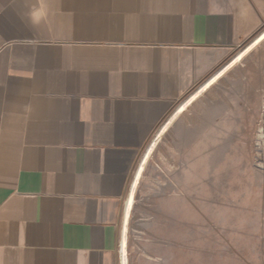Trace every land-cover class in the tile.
I'll return each mask as SVG.
<instances>
[{
	"label": "crops",
	"instance_id": "0c3cea01",
	"mask_svg": "<svg viewBox=\"0 0 264 264\" xmlns=\"http://www.w3.org/2000/svg\"><path fill=\"white\" fill-rule=\"evenodd\" d=\"M263 22L264 0H0V264H130L146 141Z\"/></svg>",
	"mask_w": 264,
	"mask_h": 264
},
{
	"label": "rangeland",
	"instance_id": "374dc122",
	"mask_svg": "<svg viewBox=\"0 0 264 264\" xmlns=\"http://www.w3.org/2000/svg\"><path fill=\"white\" fill-rule=\"evenodd\" d=\"M263 30L230 49L146 141L130 264H264V38L254 41Z\"/></svg>",
	"mask_w": 264,
	"mask_h": 264
},
{
	"label": "bare ground",
	"instance_id": "6f19581e",
	"mask_svg": "<svg viewBox=\"0 0 264 264\" xmlns=\"http://www.w3.org/2000/svg\"><path fill=\"white\" fill-rule=\"evenodd\" d=\"M264 38V30L257 36V38L254 40L255 42H258V41H260V40H262ZM240 56H241V54H240ZM145 155H143V157H144ZM142 157V158H143ZM142 163V162H141ZM140 164V163H139ZM141 170H142V164H140L139 165V167H138V170L136 171V173H135V178H134V182H133V184H132V188L136 185V182H137V180H138V178H139V176H140V172H141ZM133 195L134 194H132V191H131V193H130V196H129V198H128V202H127V207L128 208H130L131 207V205H132V203H133ZM129 210V209H128ZM127 216V215H126ZM126 216H125V218H126ZM124 230V229H123ZM125 238L123 237V240H122V245H121V251H122V254H123V256H124V254H125ZM121 255V254H120ZM122 262V261H121ZM125 262L123 261V264H124Z\"/></svg>",
	"mask_w": 264,
	"mask_h": 264
}]
</instances>
